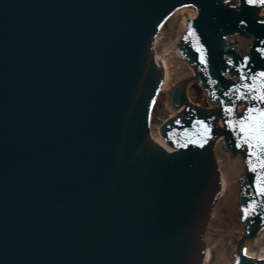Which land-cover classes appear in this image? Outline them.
<instances>
[{"label": "snow or ice", "instance_id": "snow-or-ice-1", "mask_svg": "<svg viewBox=\"0 0 264 264\" xmlns=\"http://www.w3.org/2000/svg\"><path fill=\"white\" fill-rule=\"evenodd\" d=\"M246 3L257 9L264 7V0H246ZM201 50L206 51L203 46H201ZM202 59L205 63H208L207 56H202ZM245 59L249 58L246 57ZM247 67V64H243L240 68V77L245 83L234 87L233 91L238 92L240 99L248 101V105L245 107L243 115L239 116L237 120L228 121V123L241 140V146L247 145L251 150V155L248 157L249 169L251 172L258 173L255 183L258 192L264 198V67L258 73H252L251 76L244 75ZM249 79L256 81V83H247ZM240 89H246L247 91H241ZM253 101L257 103L253 104ZM226 111L230 115H236L235 108L232 106L227 107ZM200 123L204 124L203 121H200ZM204 127L210 135L211 129L208 125L204 124ZM184 147H187V145H184ZM257 207V203L253 202L251 211L255 212ZM244 213L245 218H247L249 214L248 207H245ZM245 251L247 250L245 249Z\"/></svg>", "mask_w": 264, "mask_h": 264}, {"label": "bare ground", "instance_id": "bare-ground-1", "mask_svg": "<svg viewBox=\"0 0 264 264\" xmlns=\"http://www.w3.org/2000/svg\"><path fill=\"white\" fill-rule=\"evenodd\" d=\"M236 40L234 42V46H236L237 48H240V41L238 39V37H235ZM237 164V162H236ZM236 164L235 163H231L229 164L228 163V166L231 168H235L236 167ZM225 187L226 189H233V191L231 192V194H233L234 190H235V193L237 192V189H236V186L232 183V181L230 179H227V177L225 176ZM231 202V199L229 200H225V199H221L219 201V204H218V207H216L218 209V213H217V216H219V220H215L214 222V228L215 229V232L216 230H218V232L214 235L212 234H208L207 235V238L209 239V241H214V240H217L218 242V246L221 247L223 250H216L214 251L213 250V255H214V258L216 261H219L218 263H222L223 260H219V257L222 256L224 258H226V255L228 253V247L232 240V236L233 235V232L230 231L227 233V231H225V227H226V221H227V214L224 215L225 211H227L228 209H226V207L228 208V204ZM262 244H264V237L262 238V240L260 241V243H258L257 247H255V250L259 248V246H261ZM218 248V247H217ZM219 249V248H218ZM218 256V257H217Z\"/></svg>", "mask_w": 264, "mask_h": 264}, {"label": "water", "instance_id": "water-1", "mask_svg": "<svg viewBox=\"0 0 264 264\" xmlns=\"http://www.w3.org/2000/svg\"><path fill=\"white\" fill-rule=\"evenodd\" d=\"M185 13L182 12L180 14H176L173 19H171L170 21H168V23H166V26L169 25V30H166L167 28L165 27L160 36L158 37V45L157 48L160 49L162 54H168L169 56H172L173 58H175L173 56V53L175 51V42H176V36L178 35V33L180 31L184 30V24H185ZM193 17V15H192ZM167 56L166 61H162L163 65H168L169 64H176L174 59H170V57ZM180 73H182V69L180 68H176V70H174L172 72V76H176L178 77V75H180ZM183 78V77H182Z\"/></svg>", "mask_w": 264, "mask_h": 264}]
</instances>
